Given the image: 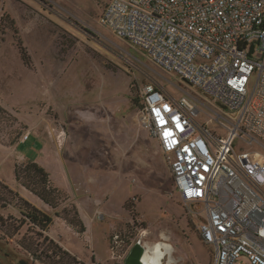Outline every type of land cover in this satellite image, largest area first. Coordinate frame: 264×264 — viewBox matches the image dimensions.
Listing matches in <instances>:
<instances>
[{
    "label": "rangeland",
    "instance_id": "rangeland-1",
    "mask_svg": "<svg viewBox=\"0 0 264 264\" xmlns=\"http://www.w3.org/2000/svg\"><path fill=\"white\" fill-rule=\"evenodd\" d=\"M69 9L74 14H58L47 0H0V181L29 202L37 200L15 180L17 165L37 162L61 181L69 202L59 212L75 203L87 230L80 235L54 216L49 231L85 261L124 264L140 237L148 243L167 234L176 264H214V247L198 231L202 219L189 215L194 206L183 203L168 158L132 100L142 101L144 87L153 85L174 97L188 92L205 108L216 103L101 27L97 15ZM95 206L102 212L95 214ZM1 215L21 217L11 205ZM32 231L24 225L4 240L12 263L41 264L19 244ZM115 235L130 242L121 254L132 243L124 259L111 258ZM235 264L250 261L242 257Z\"/></svg>",
    "mask_w": 264,
    "mask_h": 264
},
{
    "label": "built area",
    "instance_id": "built-area-1",
    "mask_svg": "<svg viewBox=\"0 0 264 264\" xmlns=\"http://www.w3.org/2000/svg\"><path fill=\"white\" fill-rule=\"evenodd\" d=\"M98 24L220 106L150 85L140 121L214 264H264V0H107ZM128 244L115 235L111 258Z\"/></svg>",
    "mask_w": 264,
    "mask_h": 264
},
{
    "label": "trees",
    "instance_id": "trees-1",
    "mask_svg": "<svg viewBox=\"0 0 264 264\" xmlns=\"http://www.w3.org/2000/svg\"><path fill=\"white\" fill-rule=\"evenodd\" d=\"M18 45L22 59L28 65V55L25 48L22 47L21 41ZM132 101L134 105L142 106L140 99L133 98ZM15 180L30 191L35 198L43 202L50 211L47 209L48 212H45L39 209L0 181V264H29L25 261L12 263L9 260L10 255L5 250L7 243L4 240L13 238L24 225H29L33 231L30 234L27 233L19 244L37 262L41 264H85L44 234L49 232L54 216L63 220L78 234L83 235L86 232V227L75 204H68L59 212L60 207L69 202V198L64 191L55 186L50 173L39 163L28 162L16 166ZM10 205L14 206L20 214L19 220L12 216L6 219L1 215L2 210H6ZM52 211H55L54 215H51ZM9 219L16 220L17 225H8ZM92 261L95 262L94 257Z\"/></svg>",
    "mask_w": 264,
    "mask_h": 264
},
{
    "label": "crops",
    "instance_id": "crops-1",
    "mask_svg": "<svg viewBox=\"0 0 264 264\" xmlns=\"http://www.w3.org/2000/svg\"><path fill=\"white\" fill-rule=\"evenodd\" d=\"M48 2H50L52 5H53V9L58 13H67V14H74L72 13L73 10H70L69 8L71 7L72 9H74V11L76 12H81L82 14H85V15H89V16H92L94 17V19L96 18L94 15H97V21H98V18L99 16L102 14L103 10L105 9L106 5H107V0H47ZM92 5V6H91ZM64 14V13H63ZM78 19H81V18H78ZM163 151V150H162ZM166 155V154H165ZM167 158H168V155H166ZM49 172V171H48ZM50 173V172H49ZM63 173V172H62ZM51 174V173H50ZM62 177V176H61ZM51 178L53 180V183L55 184V186L59 187V188H63L64 190L66 189L65 185L61 182L60 184L58 182H56V180H54V178L52 177L51 175ZM35 198V197H34ZM28 199V198H27ZM37 201H32L31 199H29L31 201V203L33 205H35L36 207H38L39 209L43 210V211H47L46 210V205L41 202L40 200H38L37 198H35ZM92 200V199H91ZM90 202H94L96 203V201H90ZM75 204V203H73ZM76 205V204H75ZM97 205V203H96ZM77 206V205H76ZM78 207V206H77ZM79 210V213H80V216L84 222V225H85V220H86V217L84 215V213L80 210V208H78ZM94 211H95V214L97 212H102L101 209H100V206H95L94 207ZM48 212V211H47ZM94 215V214H93ZM95 216V215H94ZM63 221V220H62ZM86 227V225H85ZM86 230H87V227H86ZM49 237L51 239H53L54 241L56 242H59L60 245L64 248V250L68 251L70 254H72L73 256H75L78 260L84 262L85 264H91L92 263V259L93 257H91V260L89 261H85L83 259H81L78 255H75L74 252H72L69 248H67L64 243L61 241L60 238H57L55 236H53L50 231L48 233ZM96 259L99 261V262H102L104 263V259H101V258H98L96 256Z\"/></svg>",
    "mask_w": 264,
    "mask_h": 264
},
{
    "label": "water",
    "instance_id": "water-1",
    "mask_svg": "<svg viewBox=\"0 0 264 264\" xmlns=\"http://www.w3.org/2000/svg\"><path fill=\"white\" fill-rule=\"evenodd\" d=\"M162 244L159 251L154 248L152 249L153 244H148L143 241L142 237L137 241V243L133 246L129 254L127 255L124 264H163L166 256H169L170 251L167 250L165 245L171 246L169 242H159L158 244ZM146 257V262H143ZM168 259H170L168 257ZM169 260L167 264H169Z\"/></svg>",
    "mask_w": 264,
    "mask_h": 264
},
{
    "label": "flooded vegetation",
    "instance_id": "flooded-vegetation-1",
    "mask_svg": "<svg viewBox=\"0 0 264 264\" xmlns=\"http://www.w3.org/2000/svg\"><path fill=\"white\" fill-rule=\"evenodd\" d=\"M161 234H164V233H161ZM160 234V235H161ZM159 235V236H160ZM165 235H167V234H165ZM165 235H161L160 237H159V239H157V240H155V242H150V241H148V244L150 243V244H153L152 246H154L155 244H158L159 242H161V241H163V242H169V244H171L170 242H171V240H170V236L169 235H167V236H165ZM169 236V237H168ZM145 239L147 240V239H150V235H149V233H147L146 234V237H145ZM169 246V245H168ZM169 251L171 252V254H172V256L170 257V259H168V256H166V259L164 260V263L163 264H167V261L169 260L170 262H169V264H176V261H175V259L177 258L176 256H177V252L175 253V251H176V249H175V247L171 244V246H170V249H169Z\"/></svg>",
    "mask_w": 264,
    "mask_h": 264
},
{
    "label": "bare ground",
    "instance_id": "bare-ground-1",
    "mask_svg": "<svg viewBox=\"0 0 264 264\" xmlns=\"http://www.w3.org/2000/svg\"><path fill=\"white\" fill-rule=\"evenodd\" d=\"M146 234H147V233L145 232V233H144V236H146ZM154 246H155V249H156L157 251H159L160 247H162L163 245L160 243V244H155ZM154 246L152 247V249L154 248ZM165 247H166L167 250L169 251L170 246L165 245ZM169 255H171V252L169 253ZM146 257H147V256H145L143 262H146ZM145 264H146V263H145Z\"/></svg>",
    "mask_w": 264,
    "mask_h": 264
}]
</instances>
